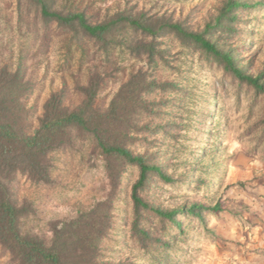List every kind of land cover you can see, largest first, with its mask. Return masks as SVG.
<instances>
[{
  "label": "rangeland",
  "instance_id": "1",
  "mask_svg": "<svg viewBox=\"0 0 264 264\" xmlns=\"http://www.w3.org/2000/svg\"><path fill=\"white\" fill-rule=\"evenodd\" d=\"M48 1L64 15L82 12L90 24L114 26L97 40L77 22L45 18L31 0H0V73L19 71L25 82L27 132L39 127L53 94L74 110L89 86H97L93 103L100 112L118 101L113 129L125 147L172 178L153 173L140 194L154 207L180 210L184 231L150 210L142 211L135 229L131 193L138 167L108 162L88 134L76 130L71 143L51 153L49 181L13 177L12 197L29 209L22 229L50 240L54 222L92 210L102 237L98 264H261L264 237L257 239L256 227L264 202V94L167 27L150 34L130 20L154 29L173 22L195 32L213 27L207 37L257 76L264 72V0H238L249 6L236 8L220 26L228 0ZM217 203L221 211L214 214L208 209ZM193 204L205 206L204 221L187 211ZM0 264H19L1 244Z\"/></svg>",
  "mask_w": 264,
  "mask_h": 264
},
{
  "label": "trees",
  "instance_id": "2",
  "mask_svg": "<svg viewBox=\"0 0 264 264\" xmlns=\"http://www.w3.org/2000/svg\"><path fill=\"white\" fill-rule=\"evenodd\" d=\"M31 1L38 5L45 18L61 24L77 22L85 34L97 40H104L114 26L113 22L90 24L82 12L64 15L52 10L48 0ZM240 6L249 5L238 0H228L217 25L220 26L221 21ZM130 22L136 28L150 34L159 33L167 27L179 38L193 43L205 52L241 83L251 86L257 94H264V72L257 76L248 73L239 65L232 51H225L210 40L207 34L213 27L209 26L203 32H195L186 29L180 22L168 23L158 29L139 19H131ZM149 57V62L154 61L153 56ZM21 78L19 71L12 72L7 68L0 73V244L15 256L19 264H98L97 250L102 237L99 234L100 230L96 231L92 210L79 213L71 220L54 222L52 237L47 240L39 234L25 232L22 229L29 209L26 205L17 204L10 188L17 173L27 174L36 182L49 181V157L64 144L72 142L70 135L74 130L88 134L95 148L106 156L108 162L112 158H118L138 167L139 177L132 186L131 193L136 216L135 229L142 211L150 210L156 217L163 221L167 219L181 232L184 231L182 223L176 218L180 210L154 207L140 194L151 174H157L168 182L172 181V178L160 166L150 164L145 156L134 154L125 147L123 138L117 134L118 128L113 129L117 124L114 122L116 114L113 112L118 106L117 100L112 102L109 111L100 112L93 103L97 86H89L83 105L70 110L62 104L58 94H53L44 106L39 127L31 134L27 132V124L23 119L26 110L21 96L25 82ZM204 207L193 204L187 211L204 221L202 217V212L206 209ZM221 207V203H217L208 210L215 214L221 211ZM182 212L186 210L182 209ZM140 232L148 237L145 230Z\"/></svg>",
  "mask_w": 264,
  "mask_h": 264
},
{
  "label": "crops",
  "instance_id": "3",
  "mask_svg": "<svg viewBox=\"0 0 264 264\" xmlns=\"http://www.w3.org/2000/svg\"><path fill=\"white\" fill-rule=\"evenodd\" d=\"M263 207H259L260 209V213L259 214V221L257 220V233H256V237L257 239H263L264 237V233L262 232L264 230V202L262 203ZM258 209V208H257ZM260 264V263H259ZM261 264H264V261L261 262Z\"/></svg>",
  "mask_w": 264,
  "mask_h": 264
}]
</instances>
